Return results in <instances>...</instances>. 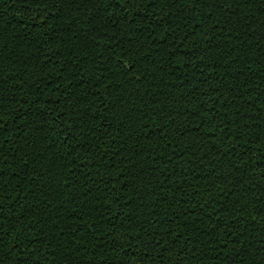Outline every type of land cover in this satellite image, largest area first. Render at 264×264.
<instances>
[{"label": "trees", "instance_id": "16d2710c", "mask_svg": "<svg viewBox=\"0 0 264 264\" xmlns=\"http://www.w3.org/2000/svg\"><path fill=\"white\" fill-rule=\"evenodd\" d=\"M0 264H264V0H0Z\"/></svg>", "mask_w": 264, "mask_h": 264}]
</instances>
